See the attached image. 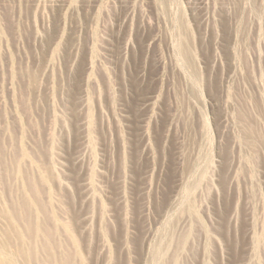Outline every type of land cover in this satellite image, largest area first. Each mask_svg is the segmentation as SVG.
Wrapping results in <instances>:
<instances>
[{
	"label": "rangeland",
	"instance_id": "374dc122",
	"mask_svg": "<svg viewBox=\"0 0 264 264\" xmlns=\"http://www.w3.org/2000/svg\"><path fill=\"white\" fill-rule=\"evenodd\" d=\"M0 260L264 264V0H0Z\"/></svg>",
	"mask_w": 264,
	"mask_h": 264
},
{
	"label": "bare ground",
	"instance_id": "6f19581e",
	"mask_svg": "<svg viewBox=\"0 0 264 264\" xmlns=\"http://www.w3.org/2000/svg\"><path fill=\"white\" fill-rule=\"evenodd\" d=\"M7 259V258H6ZM1 261V260H0ZM3 263V262H2Z\"/></svg>",
	"mask_w": 264,
	"mask_h": 264
}]
</instances>
